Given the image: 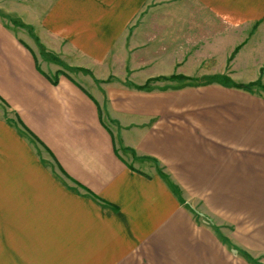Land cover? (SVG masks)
Instances as JSON below:
<instances>
[{"label":"crops","instance_id":"0c3cea01","mask_svg":"<svg viewBox=\"0 0 264 264\" xmlns=\"http://www.w3.org/2000/svg\"><path fill=\"white\" fill-rule=\"evenodd\" d=\"M147 1L0 4L25 25L0 15V264H251L224 239L264 262V94L131 87L185 64L166 5L137 51ZM198 2L193 43L261 69L264 0Z\"/></svg>","mask_w":264,"mask_h":264},{"label":"rangeland","instance_id":"374dc122","mask_svg":"<svg viewBox=\"0 0 264 264\" xmlns=\"http://www.w3.org/2000/svg\"><path fill=\"white\" fill-rule=\"evenodd\" d=\"M162 0H148L147 1V5L145 6V8H143V10L139 13V15L136 18V21L138 23L143 24L144 22H150L151 26L148 28H143L141 33L139 34L137 41L135 43H138V49L137 51H140L141 47L143 46L141 43L144 42V38L146 37L148 40L151 37L154 40V35H159L162 32V17L165 16L164 13V8L165 5L168 6L166 8H169V18L170 20H176L179 21L180 23V33H184L185 37L184 39H180V42H184V44H180L179 48H180V57L185 59V64H182L180 66H169L166 74H178V73H183L186 74L188 76L194 77L197 76V78H195L194 80H186V79H169V80H165V79H160L157 80L155 84H159L158 86L163 87L164 89H181L184 87H187V85H196L198 84H202L205 82L210 81L209 79H204V74H207V76H214V75H221V76H225L228 75L234 82L237 83H244V84H248L250 82H260V84L254 85L251 88L252 93H257V94H264V90L261 88V84H264V64L263 67L258 70H254V66L252 65L251 68H249L246 73H243V64L242 63H235L234 68L238 70L237 74L235 75V79H233V77L231 76V73H229V69L231 66V56L230 58H226L223 60V58H221V60H217L218 62L216 63V61L211 60L210 56L211 52H208L207 50L209 49V43L207 42V44L205 43V39L202 38V44L197 45L195 43H193V35L197 32V28L195 29V19L201 15L200 12H198V6H199V2L198 0H168L165 4H161ZM166 1V0H163ZM13 3V0H0V4H3L5 6H8L10 4ZM179 6L180 10L178 12L174 11L173 8ZM5 8L0 7V15L5 17V19L13 24L15 27H20V26H25L21 21L20 18L18 16V14L16 13H8V12H4ZM167 10V9H166ZM206 18V17H205ZM208 19V18H206ZM177 26V25H176ZM208 26L209 25H205ZM256 26V25H255ZM254 26V28H255ZM257 27V26H256ZM28 29L30 31H32V27L28 26ZM150 29H152V31H150ZM207 31H210V29H207ZM241 30L236 29L234 30V34H238ZM32 35V34H31ZM134 35V32L131 28L130 33L128 35V41L132 39ZM35 37V41L38 42L37 40L38 37L36 36V33H34V35H32ZM216 37H214L213 39H215ZM152 41V40H151ZM209 41V40H207ZM174 46V45H173ZM42 51L43 53L46 55V58L48 59L49 62L51 63H57L59 64L60 68L62 71H68L70 73H72L74 76L79 77L80 78V71H83L82 67H74V66H70L68 65L67 61L63 60L62 58H59V54L55 55V53L53 52H47L48 49L46 48V45H42ZM172 46H170V50H171V54L172 53ZM207 49V50H205ZM198 53V57L200 59L203 58H208L206 59L207 61L202 60V63H198L197 61H194V56L195 54ZM153 55H157L155 52H153ZM183 55V56H182ZM235 56V55H234ZM43 60V59H42ZM210 61H212V64L210 66H208V63H210ZM65 62V63H64ZM213 73V74H211ZM51 76H55V74H52ZM167 76V75H166ZM171 75H168V77ZM81 79V78H80ZM97 80H99L98 78H96ZM136 81H140L143 78L140 76H136L135 77ZM118 81H123V83H129V80H123L119 77H114L111 76L109 78H106L105 80L102 81H96L97 84H100L101 82H118ZM219 83L218 81H212L211 83ZM89 83V81H88ZM132 83V82H131ZM90 84V83H89ZM165 84V85H164ZM247 91V90H246ZM104 117H105V111L103 112ZM109 122V121H108ZM158 168V167H157ZM160 174L165 178V180L167 181V183L169 184V186H171L173 183L168 179V177H165L164 174L167 176L166 173L163 172V170L160 169ZM172 188V187H171ZM196 213V212H195ZM198 215V214H197ZM199 218H201V215H198ZM255 258V257H254ZM256 259V258H255ZM260 261V260H259ZM262 262V261H260ZM264 263V262H262Z\"/></svg>","mask_w":264,"mask_h":264},{"label":"trees","instance_id":"16d2710c","mask_svg":"<svg viewBox=\"0 0 264 264\" xmlns=\"http://www.w3.org/2000/svg\"><path fill=\"white\" fill-rule=\"evenodd\" d=\"M239 48H240V46H238L236 48L235 52L238 51ZM83 70L90 73V70H87V69H83ZM59 73H61V72H59ZM195 78H197V77H194V79ZM160 79H166V80H169V79L192 80L193 77L185 75V74H173V75H171L169 77L168 76H158V77L150 78L143 85L142 84H134V83H129V84H130L131 87H133V88H135L137 90H147V89H151L152 88V84H151L152 82H155V81L160 80ZM204 79H209L210 80V81L205 82V83H210V82L215 80V81H218L219 83H221L223 85H227V86H230V87H235V88L243 89V90H247V91H251V88L254 85L260 84V82H257V81L250 82L248 84L237 83V82H234L228 75H225V76H221V75L204 76ZM52 81H53L54 84H56L57 83V76ZM202 84H204V83H202ZM196 85H199V84L197 83ZM261 88L264 90V84H261ZM172 188L175 191L174 186ZM224 241H225V243H228L231 248L236 249V251L241 256H243L245 259H247L251 264H264V263L260 262L258 259H255L247 250H244L243 248H239L237 246H234L232 243H230V241H227V239H224Z\"/></svg>","mask_w":264,"mask_h":264}]
</instances>
